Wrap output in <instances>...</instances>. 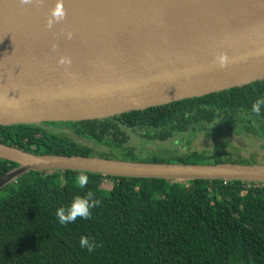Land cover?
Instances as JSON below:
<instances>
[{"label": "water", "instance_id": "water-1", "mask_svg": "<svg viewBox=\"0 0 264 264\" xmlns=\"http://www.w3.org/2000/svg\"><path fill=\"white\" fill-rule=\"evenodd\" d=\"M55 5L0 0V125L105 119L264 79V0H62L64 19L48 27ZM0 159L18 164L0 189L32 170L264 182L262 164L35 154L4 143Z\"/></svg>", "mask_w": 264, "mask_h": 264}, {"label": "trees", "instance_id": "trees-1", "mask_svg": "<svg viewBox=\"0 0 264 264\" xmlns=\"http://www.w3.org/2000/svg\"><path fill=\"white\" fill-rule=\"evenodd\" d=\"M260 97L264 79L105 119L0 125V143L67 156H94L96 146L104 145L109 150L97 154L102 158L219 164L224 161L216 151L141 158L125 145L128 132L166 141L187 132L207 135V124L221 122L264 140V109L259 117L250 113ZM16 167L0 159V178ZM80 174L88 178L84 189ZM87 191L99 201L91 217L59 224L57 208ZM82 235L95 240L92 253L80 248ZM0 264H264V182L32 170L0 189Z\"/></svg>", "mask_w": 264, "mask_h": 264}, {"label": "rangeland", "instance_id": "rangeland-1", "mask_svg": "<svg viewBox=\"0 0 264 264\" xmlns=\"http://www.w3.org/2000/svg\"><path fill=\"white\" fill-rule=\"evenodd\" d=\"M206 126L209 131L207 135L199 134L195 136L187 132L177 134L166 141H150L131 131L128 132L129 139L125 145L134 147L135 152L141 158L157 155L175 159L176 157L188 156L195 151L211 156L216 151L215 154H220L224 162H239L237 159H242L247 160L249 164L264 165V140L249 134L244 129L235 128L231 130L229 129L230 125L227 126L221 122L212 125L207 124ZM64 131L73 136L69 129ZM237 139H242L244 144L239 145ZM90 145H93V143ZM108 150L107 146L99 145L96 146L94 150L96 153H93V155L99 156L98 153L107 152ZM205 162L212 163L213 160L210 159ZM110 181V179H104L103 186H109Z\"/></svg>", "mask_w": 264, "mask_h": 264}, {"label": "clouds", "instance_id": "clouds-1", "mask_svg": "<svg viewBox=\"0 0 264 264\" xmlns=\"http://www.w3.org/2000/svg\"><path fill=\"white\" fill-rule=\"evenodd\" d=\"M28 2V0H25ZM65 17V11L62 6V0H56L55 7L50 12V18L48 20V27H51L53 23L63 20ZM220 66H224L226 63V56L220 55L217 57ZM63 63V59L60 61ZM262 109H264V97L256 99L250 106V113L255 114L257 117L261 116ZM77 182L80 189H84L88 184V178L84 174H80L77 177ZM94 193L87 191L84 195H76L72 197L71 201L65 205L58 207L56 210V218L59 224L67 225L75 223L78 219L87 220L91 217V210L98 206L99 201L94 199ZM79 246L82 249H86L89 253H92L96 248V242L90 236H80Z\"/></svg>", "mask_w": 264, "mask_h": 264}, {"label": "built area", "instance_id": "built-area-1", "mask_svg": "<svg viewBox=\"0 0 264 264\" xmlns=\"http://www.w3.org/2000/svg\"><path fill=\"white\" fill-rule=\"evenodd\" d=\"M226 182L228 181V180H225Z\"/></svg>", "mask_w": 264, "mask_h": 264}]
</instances>
